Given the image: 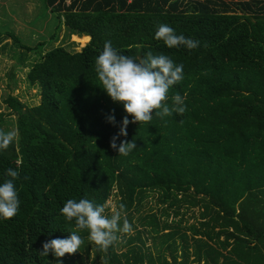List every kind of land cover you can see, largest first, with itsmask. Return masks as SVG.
<instances>
[{"label":"trees","instance_id":"1","mask_svg":"<svg viewBox=\"0 0 264 264\" xmlns=\"http://www.w3.org/2000/svg\"><path fill=\"white\" fill-rule=\"evenodd\" d=\"M40 1L67 37L89 40L78 51L41 50L43 42L30 47L5 30L21 42L17 59L39 103L4 99L17 137L0 150V183L7 169L19 171L20 206L0 219V264H57L38 252L71 231L84 243L62 264H264V0ZM161 23L199 46L168 48L155 39ZM109 40L137 61L152 52L184 66L166 103L179 94L186 112L129 123L116 141L135 140L127 156L110 146L126 113L95 71ZM112 110L115 125L107 120ZM4 122L0 112V129ZM112 196L115 210L126 205L121 225L126 218L133 231L90 258L87 230L60 209L69 199L99 205ZM148 197L159 209L143 213ZM192 208L197 213L187 216Z\"/></svg>","mask_w":264,"mask_h":264},{"label":"clouds","instance_id":"2","mask_svg":"<svg viewBox=\"0 0 264 264\" xmlns=\"http://www.w3.org/2000/svg\"><path fill=\"white\" fill-rule=\"evenodd\" d=\"M155 39L162 40L168 48L183 46L192 50L200 44L199 40L178 35L171 26L164 23L158 25ZM183 67L182 64L174 63L167 55H154L152 52L137 61L133 57L120 54L113 48L110 40L105 41L102 52L95 59V71L100 82L99 87L114 103L122 104L126 113L119 132L110 141L111 148L118 150L120 156H127L137 148L134 139L123 140L119 146L116 143L120 136H127L129 123L147 124L152 121L153 115L163 119L173 113L183 115L186 112L184 98L179 94L171 97V105L166 103L170 89L184 79ZM112 112L107 120L115 125L114 110ZM129 116L132 117L131 121ZM16 137L15 130L0 129V150H7ZM5 175L8 179L0 183V219L8 220L14 218L19 210L20 200L14 181L20 178V173L9 168ZM125 208L126 205L120 203L118 210L106 215L107 204L97 205L88 199H69L61 207L60 213L67 221H75L76 229L87 230L88 241L98 250L106 252L119 240L117 233L128 234L133 231L126 218L121 225ZM70 233L67 238L43 242L39 255L48 256L51 253L57 258V264H62L60 258L66 254H75L84 243L77 231Z\"/></svg>","mask_w":264,"mask_h":264},{"label":"rangeland","instance_id":"3","mask_svg":"<svg viewBox=\"0 0 264 264\" xmlns=\"http://www.w3.org/2000/svg\"><path fill=\"white\" fill-rule=\"evenodd\" d=\"M40 0H0V112L4 114L2 127L5 131L15 130V115H8L9 109L4 99L9 95H14L30 106L39 103V95L35 88L30 87L25 79L28 68L18 62L17 53L22 50L21 42H15L13 38L6 34L5 30L12 31L14 35L21 39L22 43L34 47L36 43L43 42L41 50H47L57 45H64L70 51H78L89 40L85 42L73 39L72 35L66 36V30L61 24L56 28V20L52 12H44ZM54 38H51L52 36ZM79 39V38H78ZM30 61L35 59L33 52L28 53ZM8 119V122H7ZM115 196L108 199L106 204L108 209L106 215L115 211ZM158 210L159 206L155 197H148L142 204L143 213ZM197 208L187 211V216L197 213ZM189 218V222H192ZM143 237V235H142ZM95 245L90 242V258L94 255ZM124 248L118 249L119 251ZM85 258V253H83ZM97 264L99 262L97 261Z\"/></svg>","mask_w":264,"mask_h":264},{"label":"bare ground","instance_id":"4","mask_svg":"<svg viewBox=\"0 0 264 264\" xmlns=\"http://www.w3.org/2000/svg\"><path fill=\"white\" fill-rule=\"evenodd\" d=\"M74 39L77 40V41L85 42V41H87L89 38L85 37V38H82V39H78V38L76 37V38H74Z\"/></svg>","mask_w":264,"mask_h":264}]
</instances>
